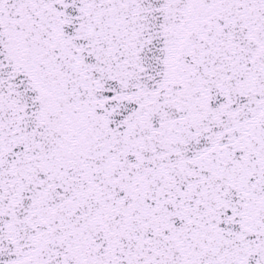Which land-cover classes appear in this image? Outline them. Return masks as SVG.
<instances>
[{"label": "snow or ice", "instance_id": "6c2138e0", "mask_svg": "<svg viewBox=\"0 0 264 264\" xmlns=\"http://www.w3.org/2000/svg\"><path fill=\"white\" fill-rule=\"evenodd\" d=\"M0 264H264V0H0Z\"/></svg>", "mask_w": 264, "mask_h": 264}]
</instances>
